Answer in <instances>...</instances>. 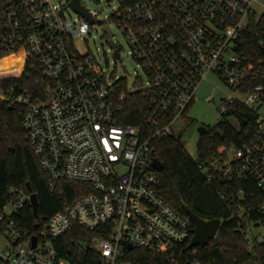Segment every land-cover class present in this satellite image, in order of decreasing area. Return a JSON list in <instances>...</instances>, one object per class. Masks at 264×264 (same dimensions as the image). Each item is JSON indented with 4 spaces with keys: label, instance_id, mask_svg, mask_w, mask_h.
Instances as JSON below:
<instances>
[{
    "label": "built area",
    "instance_id": "2783aa9c",
    "mask_svg": "<svg viewBox=\"0 0 264 264\" xmlns=\"http://www.w3.org/2000/svg\"><path fill=\"white\" fill-rule=\"evenodd\" d=\"M73 1L0 0V62L16 58L48 83L43 100L19 85L1 95L22 107L23 128L49 191L55 194L65 181L91 190L29 238L19 216L30 197L11 190L13 198L0 201V264H71L60 258L57 242L74 226L102 229L89 245L97 264H133L127 252L135 249L168 255L190 244L194 225L162 197L150 151L154 141L177 138L173 124L210 76L233 92L222 101L220 121L239 106L252 122L240 148L219 149V158L199 171L209 183H246L233 218L239 226L246 220L247 232L250 223L264 225V39L256 30L264 28V0H114L115 10L104 19L80 0L88 18L77 13ZM93 26L129 76L113 29L122 35L145 80L138 77L131 87L109 74L99 57L78 50L76 39L90 35ZM138 93L149 105L145 129L120 122L124 100ZM254 214L260 220L253 221ZM197 255L196 248L181 252L167 264H202Z\"/></svg>",
    "mask_w": 264,
    "mask_h": 264
},
{
    "label": "trees",
    "instance_id": "16d2710c",
    "mask_svg": "<svg viewBox=\"0 0 264 264\" xmlns=\"http://www.w3.org/2000/svg\"><path fill=\"white\" fill-rule=\"evenodd\" d=\"M256 30L264 39V28L258 25ZM257 52L262 55L260 49ZM13 85H19L34 98L43 100L48 83L16 58L0 62V201L13 198L11 190L27 197H37L38 218H35L29 201L19 216L29 238L37 234L36 225L43 226L75 199L91 194V190L85 183L65 181L58 185L55 194L49 191L48 178L23 128V109L6 102L1 95L2 89ZM122 106L120 122L123 125L146 128L144 116L149 105L142 93L127 97ZM228 115L235 118L239 126L222 120L216 128L209 129L199 139L196 160L189 156L179 137L152 142L150 155L152 160H158L164 166L163 172H156L161 183V195L178 214L188 217V207L204 220L222 221L216 238L208 246L196 248V258L202 264H264V243L253 242L251 246L246 227L242 223L239 226L233 218L238 212V193L246 183L221 180L209 183L198 168L199 165L208 167L219 158L220 148L242 146L241 138L252 122L251 115L239 106L230 108ZM244 119L249 120L248 125L244 124ZM252 190L258 193L255 187ZM251 219L258 221L260 216L254 214ZM101 231L90 232L74 226L57 242L60 258L71 264H97V256L89 250V245L94 238L102 236ZM188 245L178 246L168 255L135 249L127 252V259L133 264H167L179 253H187Z\"/></svg>",
    "mask_w": 264,
    "mask_h": 264
},
{
    "label": "rangeland",
    "instance_id": "374dc122",
    "mask_svg": "<svg viewBox=\"0 0 264 264\" xmlns=\"http://www.w3.org/2000/svg\"><path fill=\"white\" fill-rule=\"evenodd\" d=\"M67 0H52L54 5H64ZM88 10L98 11L101 13L100 18L111 15L116 8L114 0H80ZM68 14L76 19V15L73 12ZM116 33V41L122 47V60L123 65L126 66L128 74L122 69L121 63L114 56L109 44L104 37L102 30L93 26L92 33L85 35L82 38L76 39V45L78 50L82 54L91 52L95 56L99 57L101 64L106 68L109 74L114 75L118 80L125 79L132 87L137 81L138 77L145 80V76L141 68L131 60L129 55V48L122 37V35L113 29ZM233 92L219 79L210 76L199 89L195 102L186 115L177 121L172 126V131L176 137H179L189 154L193 159H197V147L200 139L198 129L205 127L207 129L216 128L220 123V116L224 114L223 103L225 97L232 95ZM211 100V101H209ZM228 121L238 127V121L229 117ZM221 149V148H220ZM247 240L252 246L253 242L264 243V225L250 223L248 226ZM5 242L0 239V246H3Z\"/></svg>",
    "mask_w": 264,
    "mask_h": 264
},
{
    "label": "water",
    "instance_id": "95a60500",
    "mask_svg": "<svg viewBox=\"0 0 264 264\" xmlns=\"http://www.w3.org/2000/svg\"><path fill=\"white\" fill-rule=\"evenodd\" d=\"M70 7L76 11L77 13L82 14L86 18H88L86 11L84 8H82L79 4V0H74L73 2L70 3ZM107 32L111 35L109 28H107ZM111 46L115 48L114 44L111 43ZM116 57L119 58V53L116 51L115 53ZM125 69V68H124ZM198 133L200 137L205 135L206 133V128L205 127H200L198 129ZM229 160L232 162V155L229 154ZM152 168L154 171L161 173L164 171V166L161 162L158 160H153L152 163ZM61 200L64 202V196L61 195ZM30 204L33 208V213L35 218H38V202H37V197L35 195L30 196ZM186 214L188 218L192 221L194 225V230H193V237L191 239L190 244L188 245V250H192L198 247H206L209 245V243L214 240L217 236V233L222 225V221L219 219H214V220H204L200 217H198L195 213H193L188 207H186ZM243 225L246 224V220L241 221ZM39 225L35 226V230H37ZM37 243V238L33 237L32 238V247L35 248ZM129 250H132V246H128Z\"/></svg>",
    "mask_w": 264,
    "mask_h": 264
},
{
    "label": "flooded vegetation",
    "instance_id": "af4514ba",
    "mask_svg": "<svg viewBox=\"0 0 264 264\" xmlns=\"http://www.w3.org/2000/svg\"><path fill=\"white\" fill-rule=\"evenodd\" d=\"M209 129L206 128V132L208 131Z\"/></svg>",
    "mask_w": 264,
    "mask_h": 264
}]
</instances>
